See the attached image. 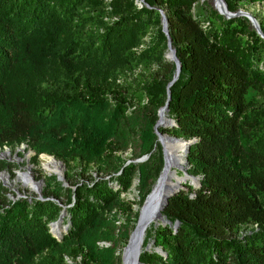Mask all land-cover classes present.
Masks as SVG:
<instances>
[{"label":"trees","instance_id":"16d2710c","mask_svg":"<svg viewBox=\"0 0 264 264\" xmlns=\"http://www.w3.org/2000/svg\"><path fill=\"white\" fill-rule=\"evenodd\" d=\"M225 2L235 12L264 0ZM159 9L181 70L167 113L175 125L158 130L197 139L186 159L200 185L169 197L139 260L264 264V38L208 0H0V152L27 143L34 158L79 168L65 172L68 186L46 177L43 199H11L0 182V264H121L163 166L154 125L175 64ZM149 63L147 79L116 91L118 72ZM135 178L136 209L121 196ZM63 210L56 238L49 223Z\"/></svg>","mask_w":264,"mask_h":264},{"label":"water","instance_id":"95a60500","mask_svg":"<svg viewBox=\"0 0 264 264\" xmlns=\"http://www.w3.org/2000/svg\"><path fill=\"white\" fill-rule=\"evenodd\" d=\"M139 2L145 3V0H139ZM213 3H217V5L214 4L215 9L220 14H223L227 18L234 17V16H245V17H247L249 19L251 25L257 31V33L261 37L264 38V33L260 29L259 21L251 12L243 10V9H238L235 12L229 11L227 8L225 0H213ZM158 11H159V14L161 17V30L164 32V34L167 37V52L165 54V57L175 64V73L173 75V78L167 84L166 102L162 107L159 108L158 113H157L158 118H157L156 123L154 125V130H155V133L157 136V141L161 145V151H162V155H163V166H162V169H161V171H160V173L156 179V183H155L154 187L147 194L146 198L144 199V201H143V203L139 209V213H138V217H137V221L135 223V226L132 229V231L130 232L127 243L123 247L125 252L122 250L121 264H144L139 260V255H140V253L142 251V247H143V240H144L143 233H144V230L147 228L148 224L150 222L156 220V219H160L159 224H165L166 223V219H165V216L163 215L162 211L165 208L169 197L174 195L180 189L184 188L183 183L188 181L189 183L193 184L194 186L200 185L199 184V178L197 176L190 175L187 172L188 165H187V159H186L190 145L192 143H194L197 139L195 137L190 138V139H186L183 137H176V136L169 135L167 133H163V132L158 130L159 127H166V126L175 125V121L171 117H168L167 113H168V104H169V101L171 98L170 86L176 81V79L179 76V72L181 70V63H180V61L176 55V50L172 46L171 39L169 37L167 17H166L165 11L162 9H159ZM164 115H166V117H164ZM165 138L171 139V140L173 139V140H183L184 141L185 153H184L183 167L185 168V171L182 170L181 174H175V177L173 179L169 178V176H168V172L171 169L169 168V166H167V162H166V153H165V148L163 146V141ZM4 152L9 154V148L5 147L0 152V154L4 153ZM33 153H35V152L33 151ZM41 154H43V153H41ZM51 156H53V155H51ZM147 158H148V155H144V156H142L140 158H136L132 161L133 162H142ZM58 161L63 165V169H64V162L62 160H59V159H58ZM130 161L131 160H128L127 163ZM172 170H174V169H172ZM178 171H180V170H176L177 173H178ZM0 172L4 173L6 176H8V174L5 171L1 170ZM55 176H56L57 180L62 181V184L64 186H68V183L64 177L63 172L61 173V175L55 174ZM183 179H185L186 181L184 180V182L182 183ZM0 182L2 183V185L7 186V181L5 179H2V180L0 179ZM39 184H40V186H42L44 184V180L40 179ZM38 193H40V190H38ZM38 198L43 199L41 197V193L39 194ZM64 214H65V210L62 211V213L59 215V217L56 221L49 223L50 232H52L53 235H54V232L51 228V225L54 223L55 224H62ZM67 226H68V224L63 225L64 231H66ZM176 226H177V222H176L175 227ZM154 227H156L155 223H154ZM60 237L61 236L56 237V238H60ZM151 245H152L151 243H147L144 247V250L150 249ZM156 250L159 253H162V250L160 248H156Z\"/></svg>","mask_w":264,"mask_h":264},{"label":"rangeland","instance_id":"374dc122","mask_svg":"<svg viewBox=\"0 0 264 264\" xmlns=\"http://www.w3.org/2000/svg\"><path fill=\"white\" fill-rule=\"evenodd\" d=\"M208 2L214 7L215 3H213V0H208ZM239 9H243L251 12L257 18L258 21L262 20L264 22V3H259V2L244 3L243 5L240 6ZM143 65L144 66L141 65V67L136 69L134 68L126 69L122 72L121 71L118 72L113 78L115 83L119 85V87H116V91L125 93L127 92L126 88L129 85L138 83L139 80L147 79L148 76L151 74L153 67L152 65H150V63L149 65L148 64L146 65L143 64ZM142 73H144V75ZM109 95L112 94L109 92ZM170 127L171 126H166L164 128L168 129ZM5 147L9 148L8 146H4L3 149ZM34 155L35 153H33V150L28 147V144L22 143L21 145H19L14 149L9 148L8 158L0 159V166L3 167L0 168V171L3 170L8 174V178L6 181H7V187H9L10 190L12 191V193L9 194V197L11 199H16L17 197L20 196H37L38 198L40 193L42 197V191L45 186L46 177L55 175V173H51V174L48 173V170L45 169L43 162L39 160V155L37 156V158H34ZM123 157L129 158L130 157L129 152L123 153ZM29 166L33 167L32 174L34 178V183L38 185L39 180L43 179L44 184L42 186H40L39 184L37 188H32L31 185H28L23 180H20L19 178L20 173L25 172ZM67 169H69V171L74 174L75 171L78 170L79 168L74 162L70 163L69 168H67V166L64 164V170H63L64 177H65V172H67ZM137 183L138 180L135 178L130 188V191L128 190L127 192H124L125 198L133 203L134 209H136L137 206L134 203L137 201V193H136V191L138 190ZM155 183L153 184L152 188L154 187ZM38 190H40V193H38ZM64 223L65 221L63 220L62 225H65ZM68 259L71 260L70 258Z\"/></svg>","mask_w":264,"mask_h":264},{"label":"bare ground","instance_id":"6f19581e","mask_svg":"<svg viewBox=\"0 0 264 264\" xmlns=\"http://www.w3.org/2000/svg\"><path fill=\"white\" fill-rule=\"evenodd\" d=\"M215 4L217 5V3ZM164 117H166V115H164ZM163 146L165 148L167 166H169L171 170L174 169L168 172V176L169 178L173 179L175 177V174H177L176 170L185 171V168L183 167L184 153H185L184 141L183 140H173V139L171 140V139L165 138L163 141ZM8 157H9V154H7L6 152L0 154V159H3V158L6 159ZM39 160L43 162L45 169L48 170V173L50 174L55 173L57 175H61V173L64 170L63 165L58 161V159H56L53 156H50L48 154H41L39 155ZM32 168H33L32 166H29L25 172L20 173L19 178L20 180H23L26 184L31 185L32 188H37L39 184L37 185L36 183H34ZM7 178L8 176L0 172V179L7 180ZM184 180L185 179H183L182 183L184 182ZM151 223H155V225L157 226L160 223V219H156L150 222L147 228L150 226ZM146 229L144 230L143 237L145 236ZM52 230L54 232V235L56 237H59L63 234L64 227L62 224L54 223L52 225ZM123 251L125 252L124 249Z\"/></svg>","mask_w":264,"mask_h":264},{"label":"built area","instance_id":"2783aa9c","mask_svg":"<svg viewBox=\"0 0 264 264\" xmlns=\"http://www.w3.org/2000/svg\"><path fill=\"white\" fill-rule=\"evenodd\" d=\"M144 45L143 44H141L139 47H138V49H140V48H142ZM132 186V185H131ZM131 188V187H130ZM130 188H129V191H130ZM136 193H137V200L139 199V196H138V190L136 191ZM121 196L122 197H125L124 196V192H121ZM254 226L256 227L257 226V224H254ZM67 259V261L69 262V263H71V260H69L68 258H66ZM77 260L79 261L80 260V256L79 257H77Z\"/></svg>","mask_w":264,"mask_h":264}]
</instances>
